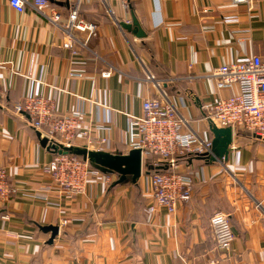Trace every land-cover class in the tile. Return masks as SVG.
Segmentation results:
<instances>
[{
	"label": "crops",
	"instance_id": "crops-1",
	"mask_svg": "<svg viewBox=\"0 0 264 264\" xmlns=\"http://www.w3.org/2000/svg\"><path fill=\"white\" fill-rule=\"evenodd\" d=\"M59 1L63 21L80 2V17L96 26L95 34L74 31V48L64 46V29L31 5L19 13L0 0V54L10 67L0 93V164L15 190L0 205V264H264V140L254 133L235 130L227 160L191 167L187 204L149 214L147 168L141 193L127 183L110 187L97 179L95 186L93 179L84 194L62 196L44 169L56 154L40 143L37 133L48 137L46 130L14 110L31 91L53 99L58 115L80 106L94 121L110 108L109 130L93 134L109 136L103 150L127 153L131 116L142 114L146 98L168 97L189 128L212 141L205 105L235 88L214 94L210 75L223 63L264 56V0ZM133 13L145 37L120 25ZM219 210L236 233L229 251L214 248L210 218ZM52 224L60 229L49 244L51 232L39 225Z\"/></svg>",
	"mask_w": 264,
	"mask_h": 264
},
{
	"label": "built area",
	"instance_id": "built-area-1",
	"mask_svg": "<svg viewBox=\"0 0 264 264\" xmlns=\"http://www.w3.org/2000/svg\"><path fill=\"white\" fill-rule=\"evenodd\" d=\"M230 1L235 4L249 2ZM10 4L19 13L25 12L29 4L38 13L64 29L66 48H74L79 41L74 31L88 30L90 34L96 32L95 25L86 24L80 17V2L72 6L65 21L50 0H10ZM9 69L8 63L0 54V93L3 91L4 75ZM111 73L112 71L108 70L103 72L102 76L107 78ZM210 76L214 94L233 88L235 92L229 97H218L215 101L207 103L205 118L219 127H231L233 131H251L264 140V56L253 54L241 61L223 63ZM179 103L182 112L185 111L187 105L183 97L179 98ZM14 110L17 114L29 115L30 125L37 130H46L49 139L55 142L103 150L109 140L108 135L93 134L94 129L109 130L112 110L107 107L103 108L101 116L94 121L86 120L87 116L80 106L76 110L58 115L53 99L31 91L15 105ZM129 132L131 139L128 146L130 149H142L144 162L148 153L167 158V170L162 173L150 174L144 168L150 178L149 185L146 182L144 187L145 196L149 199L148 213L154 214L159 208H164L169 214L175 213L179 205L187 204L191 200L195 182L194 172L178 162L177 156L186 153L211 155L212 141L191 130L188 116L184 112L182 114L168 97L160 96L144 100L142 114L131 116ZM44 169L51 176L52 185L65 198L84 194L93 179L95 180L92 185L95 186L97 179L106 184L112 182L111 176L92 168L88 161L76 155L57 154ZM51 187L49 185V188ZM14 191L6 167L0 164V205L7 204ZM2 218L8 219V215H3ZM63 223L66 224L67 221ZM210 229L214 248L229 251L236 239L229 215L220 210L214 212L210 218ZM7 236L17 238L13 233H8Z\"/></svg>",
	"mask_w": 264,
	"mask_h": 264
},
{
	"label": "water",
	"instance_id": "water-1",
	"mask_svg": "<svg viewBox=\"0 0 264 264\" xmlns=\"http://www.w3.org/2000/svg\"><path fill=\"white\" fill-rule=\"evenodd\" d=\"M50 1L62 4V1L59 0ZM120 25L122 28L132 32L136 37L142 38L146 36L134 13L132 14V21H123L120 22ZM210 131L214 135L211 148L212 153L210 155L211 162L227 160L230 147L233 143V129L231 127H219L215 123L210 122ZM37 134L41 145L54 153L81 156L103 173H116L119 177L114 184H122L128 180V177H130L133 183H137L143 174L144 168H151L144 162L143 150L140 148H132L127 153L93 150L81 145H65L55 142L47 136H42L40 131ZM39 227L44 232H51L48 243L52 244L59 233V226L52 224L46 226L39 225Z\"/></svg>",
	"mask_w": 264,
	"mask_h": 264
},
{
	"label": "trees",
	"instance_id": "trees-1",
	"mask_svg": "<svg viewBox=\"0 0 264 264\" xmlns=\"http://www.w3.org/2000/svg\"><path fill=\"white\" fill-rule=\"evenodd\" d=\"M168 92H169L170 95L171 94H174L173 90H171V91L169 90ZM249 132H251V131H249ZM117 153H122V152H117ZM56 155H57V153L55 154V156ZM69 155H73V154H69ZM77 157L83 159L81 156H77ZM177 159H178V162H181V163L183 162V163L187 164V166L190 169H191V167H193L194 169H196L200 164H207V163H209L211 161L210 155L203 154V153H186L185 155L177 156ZM146 161H147L148 166L151 167L148 170V172L150 174L162 173V172H164V171L167 170V158L166 157L159 156V155H155L153 153H148L147 156H146ZM90 166L92 168L97 169L91 163H90ZM105 174L108 175V176H114V175H116L117 176V179L119 177L116 173H109V172H107ZM117 179L113 180L110 183L109 186L110 187L117 186L118 184H114ZM126 183L133 185L136 188V190H138V192H140V188H139L140 186H139V183L138 182L137 183H133L131 181L130 177H128V180L126 182L122 183V184H126Z\"/></svg>",
	"mask_w": 264,
	"mask_h": 264
}]
</instances>
